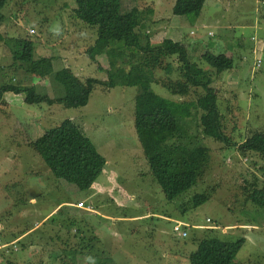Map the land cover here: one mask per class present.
Segmentation results:
<instances>
[{
	"label": "rangeland",
	"instance_id": "rangeland-1",
	"mask_svg": "<svg viewBox=\"0 0 264 264\" xmlns=\"http://www.w3.org/2000/svg\"><path fill=\"white\" fill-rule=\"evenodd\" d=\"M122 2L124 10L135 4L156 7L157 20L150 18L148 32L155 43L172 37L189 44L191 60L206 69L208 83L217 89L225 132L236 144L228 146L203 136L201 143L210 149L205 173L169 200L151 173L135 128L139 87L96 85L88 104L78 108L29 104L24 93L4 92L0 104V225L14 230L18 223L34 230L16 244L18 249L0 247V264H65V260L76 264H190L189 255L198 242L209 237L244 238L233 264H264V207L247 200L253 187L264 188V158L243 153L237 145L255 130H264L263 2L247 0L246 7L242 0ZM191 2L199 4V10H192ZM75 6V0H0V34L4 37L0 40V89L8 84H36L40 93L64 94V87L53 77L29 73L19 61L14 62V53L26 39L35 44L34 58L55 56V69L67 68L82 85L88 78L108 79L107 55L93 60L86 52L95 44L98 28L78 20ZM243 7L241 15L231 11ZM205 49L233 56L234 67L219 75L208 71L206 63L198 60ZM257 59L262 61L260 66ZM166 75L164 70L157 72L158 77ZM153 89L176 101L195 100L198 95L192 90L180 98L155 83ZM66 118L83 129L88 148L107 160L88 190L56 178L30 145ZM200 130L198 122H193L190 133L202 136ZM204 192L210 198L193 206L194 195ZM82 201L91 209L79 207ZM48 211L53 213L49 221H43ZM37 222L41 225L36 226ZM177 224L188 236L174 231ZM47 226L53 229L44 233L43 240L41 232ZM72 250L78 252L72 254Z\"/></svg>",
	"mask_w": 264,
	"mask_h": 264
},
{
	"label": "trees",
	"instance_id": "trees-1",
	"mask_svg": "<svg viewBox=\"0 0 264 264\" xmlns=\"http://www.w3.org/2000/svg\"><path fill=\"white\" fill-rule=\"evenodd\" d=\"M261 1L264 4V0ZM75 3L74 16L90 27L98 28L96 42L86 52L93 60L99 55H107L110 64L106 69L108 79L88 78L82 85L67 68L55 69V56L34 58L35 44L26 39L21 50L14 53V62L19 61L29 73H39L43 78L47 75L53 77L65 92L50 96L40 93L36 84H8L0 89V104L4 92L12 91L24 93L25 102L29 104H62L78 108L88 104L96 85L139 87L135 97L138 138L153 177L167 199L173 200L191 188L206 171L210 149L201 143L203 136H210L228 146L236 144L225 132L217 89L208 83L206 69L191 60L189 45L171 37H165L159 43L153 41L148 32L150 18L156 13L155 6L144 8L135 4L124 10L122 0H75ZM188 5L192 10L200 7L194 2ZM3 38L0 34V40ZM215 51L205 49L199 55L198 60L206 63L208 71L219 75L234 67L233 56ZM159 70H164L167 75L158 77ZM174 74L178 76L173 77ZM154 83L180 98L189 96L192 90L198 95L195 100L176 101L155 92ZM193 122H198L202 136L190 133ZM87 142L89 140L80 125L66 118L45 130L30 145L56 178L75 184L80 190H88L102 174L107 160L97 150L88 148ZM237 145L243 153L250 151L264 158V130H255ZM209 198L208 192L196 194L193 206L203 204ZM247 200L264 207V188L253 187ZM244 243V238L235 241L203 238L189 255L190 264H233ZM77 252L71 251L72 254ZM63 263L76 264L66 260Z\"/></svg>",
	"mask_w": 264,
	"mask_h": 264
},
{
	"label": "crops",
	"instance_id": "crops-1",
	"mask_svg": "<svg viewBox=\"0 0 264 264\" xmlns=\"http://www.w3.org/2000/svg\"><path fill=\"white\" fill-rule=\"evenodd\" d=\"M243 1V3H242V5H245V7L247 6L246 4V2H247V0H242ZM241 2V1H240ZM256 2H261V0H256ZM252 6V5H251ZM253 7V6H252ZM234 8L236 9V7L234 6ZM264 8V7H263ZM225 9H227V12L226 13H230L229 12V9L228 8H225ZM224 9V10H225ZM243 9H244V7L243 8H240L238 11L237 10H231L232 11V13L234 12V13H239L240 15H241V13L243 12ZM257 8H255V10H256ZM225 12V11H224ZM235 14V15H236ZM237 16V15H236ZM156 17H157V15H156V13H154V17H153V19L154 20H157L156 19ZM257 18H258V14H257ZM257 18H256V20H257ZM247 20V19H246ZM218 25H220L221 26V20L219 19L218 20ZM222 27V26H221ZM177 28V27H176ZM172 38V37H171ZM174 39V38H173ZM189 45V44H188ZM41 179V178H40ZM40 179H39V181H40ZM44 180V179H43ZM43 180H42V182H43ZM45 181V180H44ZM58 210V209H57ZM53 212H55V210L53 211ZM53 212H46V213H44V220L43 221H45V220H48L49 221V219H50V216H51V214L53 213ZM15 226H16V228L14 229V230H16V232L14 231V230H11L10 228H6L5 229V225H0V229H1V231H2V233L0 234V238H2V245L0 244V247H3V249L5 248L4 246H10V245H12V244H17L18 242H20V241H25V238L34 230V227L33 226H28V227H24V228H21L19 225H18V223H16V224H14ZM41 224H39L38 222H37V224H36V226H40ZM11 227V226H10ZM11 228H14V227H11ZM53 228H50L49 226H47V227H45L44 228V232H41V235H42V238H43V240H44V238H45V236H44V233H46V234H49L50 233V231L52 230ZM15 233V234H14ZM59 236V235H58ZM35 245V243H33V242H31V246H34ZM26 246V245H25ZM14 247V246H13ZM14 250H15V248H14ZM53 257H54V255H52ZM52 258V257H51ZM53 259V258H52Z\"/></svg>",
	"mask_w": 264,
	"mask_h": 264
},
{
	"label": "built area",
	"instance_id": "built-area-1",
	"mask_svg": "<svg viewBox=\"0 0 264 264\" xmlns=\"http://www.w3.org/2000/svg\"><path fill=\"white\" fill-rule=\"evenodd\" d=\"M31 32H34V30L33 29H31ZM255 51H256V49H254ZM261 60L260 59H257V65L258 66H260V64H261ZM78 206L79 207H87L88 209H91V206L88 204H86L85 202H79L78 203ZM210 219H208V221H209ZM174 231L175 232H177L179 235H181V236H183V237H186V236H188V231L186 230V229H184L181 225H175V227H174ZM0 244L2 245V239L0 238ZM14 248L16 249L17 247H16V244L14 245Z\"/></svg>",
	"mask_w": 264,
	"mask_h": 264
}]
</instances>
